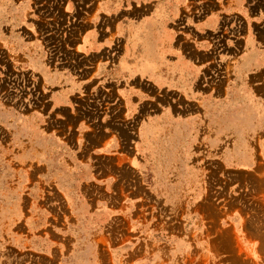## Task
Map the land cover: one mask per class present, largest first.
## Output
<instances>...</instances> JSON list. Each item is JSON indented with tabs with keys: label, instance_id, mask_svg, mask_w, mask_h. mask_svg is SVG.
<instances>
[{
	"label": "crops",
	"instance_id": "1",
	"mask_svg": "<svg viewBox=\"0 0 264 264\" xmlns=\"http://www.w3.org/2000/svg\"><path fill=\"white\" fill-rule=\"evenodd\" d=\"M160 2L153 12L151 0H0V82L3 73L24 78L16 111L0 93V122L18 138L0 144L7 244L11 237L18 250L58 264H102L105 252L121 264L122 250L133 248L122 243V224L127 233L141 224L149 229L141 204L157 192V181L162 192L173 185L185 217V202L200 194L201 153L227 179L239 174L264 182V99L257 95L247 106L239 129H204L197 115L186 118L196 108L185 97L196 101L206 85L201 73L215 67L179 56L169 64L168 42L176 36ZM175 2L171 22L189 26V39L241 40L248 56H264V0H198L188 13L183 0ZM240 71L249 91L264 88V65ZM170 133L177 138L175 161L165 159ZM169 169H176L175 180L159 171ZM195 215L188 228H178V247H197ZM263 233L253 231L238 246L264 248Z\"/></svg>",
	"mask_w": 264,
	"mask_h": 264
},
{
	"label": "rangeland",
	"instance_id": "2",
	"mask_svg": "<svg viewBox=\"0 0 264 264\" xmlns=\"http://www.w3.org/2000/svg\"><path fill=\"white\" fill-rule=\"evenodd\" d=\"M136 1L141 5L145 2V0ZM151 1L153 12L160 10L156 7L157 4L162 3L160 1L167 3L170 33L176 37H178L177 33L185 32L186 34L184 35L187 38L185 40L170 37L168 42L169 64L176 63L179 56V60L184 58L186 64L215 67L211 73H201V76H206L204 80L206 85L197 90L196 101L193 99L194 94L185 97V102L193 103L196 108L191 112L185 111L186 118H193V114L194 117L197 115L204 129L209 126L212 129L214 127L217 129L241 128V117L247 110V106L252 107L251 102L257 98V95L264 99V88L256 85L255 89L252 88L249 91L241 80L243 73L240 71V66L264 65V56H248V51L242 49L243 41L241 40H191L188 38L190 34H187L189 26L183 30L176 23L171 22L177 15L176 0ZM183 1L186 6L185 12L188 13L194 10L192 4H196L194 1L198 0ZM58 13L60 14V11ZM181 37L180 34L179 38ZM156 49L157 43L154 41L150 48L154 64L157 63L158 51ZM183 51L184 57L181 56ZM221 75L228 82L226 88L223 87L226 81H220ZM216 80L217 86L214 85ZM23 81L24 78L20 79L17 76L13 77V74L3 73L0 93L3 92L11 111H16V103L23 96L24 89L20 88ZM253 92H255L254 95ZM189 106L191 105L187 107ZM1 123L0 144L7 142L15 144L18 140L17 136L7 131L8 127ZM191 127L186 123V129L189 130ZM175 134L170 133L169 145L165 146L166 160H177ZM185 134H190V131L185 130ZM179 135L182 137L181 133ZM216 139L223 138L217 137ZM201 157L200 194L194 201L191 198L185 202L184 218L181 216L182 202L181 208H178L180 202L177 201L176 190L171 188L173 185H170L166 193L159 189L160 181H157V192L148 194L141 204L144 213L142 220L151 224L149 229L146 230L141 224L139 230L127 233L126 223L122 224V243L132 245L133 248L122 250L121 256L124 255V258L121 264H264V248L238 246V241L248 239L253 231L262 230L264 232V182L239 174H236L233 180L227 179L219 164H216L215 168H210L209 154L201 153ZM159 171H169L171 178L175 180L176 169ZM193 210H195V219L199 226L197 247H178L177 230L182 227V224L188 228L189 222L193 219ZM240 212L243 214L242 234L239 231L241 217L238 213ZM5 221L6 219L0 215V264H58L57 258L40 256L27 250H18L11 243V237L7 244L1 235ZM103 261L102 264H114L107 252L103 255Z\"/></svg>",
	"mask_w": 264,
	"mask_h": 264
}]
</instances>
